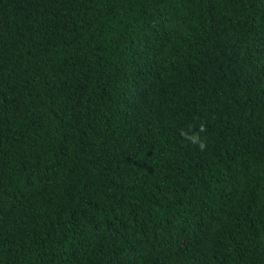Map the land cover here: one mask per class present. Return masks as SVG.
I'll list each match as a JSON object with an SVG mask.
<instances>
[{
    "label": "trees",
    "instance_id": "trees-1",
    "mask_svg": "<svg viewBox=\"0 0 264 264\" xmlns=\"http://www.w3.org/2000/svg\"><path fill=\"white\" fill-rule=\"evenodd\" d=\"M0 264H264V0H0Z\"/></svg>",
    "mask_w": 264,
    "mask_h": 264
},
{
    "label": "clouds",
    "instance_id": "clouds-1",
    "mask_svg": "<svg viewBox=\"0 0 264 264\" xmlns=\"http://www.w3.org/2000/svg\"><path fill=\"white\" fill-rule=\"evenodd\" d=\"M207 129L204 124H200L198 127L195 125H189L187 129H181L179 134L183 141L196 146L200 151H204L207 146V137L201 134L206 132Z\"/></svg>",
    "mask_w": 264,
    "mask_h": 264
}]
</instances>
